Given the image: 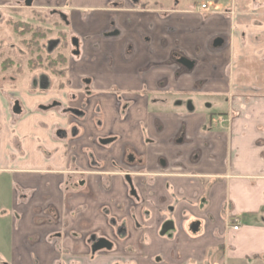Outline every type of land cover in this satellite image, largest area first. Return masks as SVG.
<instances>
[{
  "label": "crops",
  "instance_id": "crops-1",
  "mask_svg": "<svg viewBox=\"0 0 264 264\" xmlns=\"http://www.w3.org/2000/svg\"><path fill=\"white\" fill-rule=\"evenodd\" d=\"M30 1L68 16L76 97L44 77L0 90V264H264V71L229 72L264 66V0ZM252 21L262 41L239 34Z\"/></svg>",
  "mask_w": 264,
  "mask_h": 264
},
{
  "label": "rangeland",
  "instance_id": "rangeland-1",
  "mask_svg": "<svg viewBox=\"0 0 264 264\" xmlns=\"http://www.w3.org/2000/svg\"><path fill=\"white\" fill-rule=\"evenodd\" d=\"M256 10L257 9L252 8V9H249L247 13H249V15H252L256 12ZM212 11L216 12L217 10L213 8ZM220 13L222 16L227 17L232 21H234V19L236 17H238V15L236 14V11L233 9L232 6H231V8L229 7L228 10H226V9L220 10ZM31 17H32V14H30V12L28 10H25V9L18 10L16 12L7 11V9L0 10V90L3 91V93H5L7 95V91H8L7 89H9L12 86V85H10V82L8 79L10 76H12L13 78H17L18 84H20L19 86L23 87V86H27L29 79H33L34 77L38 78L40 74H44L52 80V85L54 87H56L59 82L62 83L63 87H64L63 91H65V92H67V94H69L68 90H67V84L65 83V77L62 76L61 74H59L60 76H58L55 73H50L46 68H37L36 70H32L29 67H27L28 56H27L25 46L20 42L21 37L14 34V32L11 30L10 26L7 25L6 21L8 18H10L12 20H25V19H27L30 22H36L37 21L35 19L31 21V19L37 18V17H32V18ZM253 21L249 22V24H247L249 28L245 26L246 30H243L241 27L242 32L241 33L239 32V34L246 33V35H250L252 33L253 34V37H252L253 40H257V41L261 40L262 41L263 37L262 36H261L262 38L259 37V31L256 30L259 27H256L255 22H253ZM252 24H253V26H252ZM258 24H259V22H258ZM47 25H45V26H47ZM52 28H54V27H52ZM55 29H57V27ZM255 30H256V32H255ZM255 33L257 34L256 36H254ZM24 37H28V35H24ZM246 40H247V38H246ZM246 40L243 39L242 37H240V43L244 47L248 46L247 44H249V45L253 44L252 42L250 43V41H248L246 43L245 42ZM252 48L254 49V46H251L249 49H252ZM7 58H9L13 61L12 64H7V62H5V60ZM237 59H241V61H238ZM256 59L260 60L261 55L258 54V58H256ZM251 60L252 59H251L250 55L248 58L241 57V55L235 56V58L232 57L231 62H230V67H229L230 76L233 74V72L235 70L237 71V75L240 72L247 73L246 74L247 79L249 77L248 82L250 83V81L251 82L255 81L259 85L261 83V81L259 80V75H260L259 73L261 71H264V70H261L262 68H264V66L260 67L259 64L253 63V61H251ZM250 62H251V64L253 63V66H250L251 65ZM56 66H60V65H56ZM257 66H259V67H257ZM259 68H261V69H259ZM253 71H254V73H253ZM243 77H244L243 74L242 75L240 74L237 76L238 80H241V78H243ZM19 86H17V87H19Z\"/></svg>",
  "mask_w": 264,
  "mask_h": 264
},
{
  "label": "flooded vegetation",
  "instance_id": "flooded-vegetation-1",
  "mask_svg": "<svg viewBox=\"0 0 264 264\" xmlns=\"http://www.w3.org/2000/svg\"><path fill=\"white\" fill-rule=\"evenodd\" d=\"M27 1H29V3H30L29 5L27 4ZM27 1H25V4L23 5V9L28 10L30 12V14H32V17H35L34 14L32 13L33 11L39 12V13H42V14L43 13H47L50 16L51 21H47L46 23L43 22L44 25H47L48 24L50 26V24L55 23L57 29H59L61 26H60V24L58 22H61L63 24V26H64V30L68 32V35L66 37V42L62 44V47L61 48H58L59 47V42H60V39L58 37H51V38L47 39V41L45 40V42L44 41H41V43L43 44V46L46 47V50H47L48 53H51L52 54V53H57V52H63L66 55V62L64 63V65L63 64L62 65L59 64L60 66H55V67H52V68L47 69L50 73H55L58 76H60L59 74L62 73L61 75L65 77L66 68H67V61H68L69 57H77L79 55V53H80V51H79V41H78V38L76 36H74L73 33H72L68 16H67V14L64 11H59V10H46V9H33V8H31V1L30 0H27ZM125 1L129 5L133 6V4L136 3L138 0H125ZM112 3L115 4L116 6L119 5L117 1H114ZM197 8H198V6H197ZM18 10H22V9H9V11H11V12H16ZM34 19L37 20V21L36 22H30L27 19H25V20H14V21H26V22H30V23H34V24H40V23H42V20H40L38 18H33V19H31V21L34 20ZM8 20H12V19L8 18L7 21ZM7 25L10 26V28L12 30L11 25L8 24V23H7ZM52 27H54V26H52ZM106 35L107 36H112V37L117 36V35H119V30H117V29L111 30L110 32L106 33ZM73 38L77 39V47H75L74 45H72L71 40ZM76 51H77V54H74V52H76ZM184 67H186V66H184ZM36 69L37 68L32 69V70H36ZM187 69H189V68H187ZM39 77H42V78L44 77L46 79V81H44V82H47L46 83V86H48V83H49L48 82V78L49 77L46 76V75H44V74H40ZM39 85L41 86V84H39ZM42 85L45 86V84L43 82H42ZM55 88H57L58 90H63L64 89L62 83L57 84V86ZM67 90H69V89L67 88ZM114 92H116V91H114ZM68 96L71 99H75L76 94L75 93H70V91H69ZM12 105H14V110L15 111H18L17 110V107H16V104H15L14 101H13ZM119 106L120 107H123V104H120ZM83 112L84 111L81 110V109H73V108H67V109L64 108V109H61L60 110V113L61 114H70V116L73 117V118L80 117L83 114ZM229 115H230V113H225V114H222V115H216L217 116L216 117L217 118L216 119V124L219 125L218 124V120L221 119V118H223L225 120L229 119ZM230 118H231V116H230ZM226 124H228V123H225V125ZM221 126L224 127L223 125H221ZM124 176H126L127 177V180L130 182V173L125 172L124 173ZM105 213L107 214L108 212L105 211ZM111 223H114V220H111Z\"/></svg>",
  "mask_w": 264,
  "mask_h": 264
},
{
  "label": "trees",
  "instance_id": "trees-1",
  "mask_svg": "<svg viewBox=\"0 0 264 264\" xmlns=\"http://www.w3.org/2000/svg\"><path fill=\"white\" fill-rule=\"evenodd\" d=\"M32 13L35 17L42 20V23L34 24L26 21L14 20L6 21L11 25L13 32L21 37L20 42L25 46L27 51V66L30 69H49L59 64L64 65L66 62V55L63 52L48 53L41 41H47V39L51 37H58L60 39L58 48H61L62 44L66 42L68 32L64 30V26L61 22H58L61 26L59 29H55V23L50 24V26H45L43 22L46 23L47 21H51L47 13L42 14L35 11ZM51 26H54V28ZM24 35H28V37H24ZM5 62L11 64L13 61L7 58Z\"/></svg>",
  "mask_w": 264,
  "mask_h": 264
},
{
  "label": "water",
  "instance_id": "water-1",
  "mask_svg": "<svg viewBox=\"0 0 264 264\" xmlns=\"http://www.w3.org/2000/svg\"><path fill=\"white\" fill-rule=\"evenodd\" d=\"M27 4L29 5V1H27ZM72 42V45H74L75 47H77V39L73 38L71 40ZM222 43V40L221 39H216L214 41V45L217 46V45H220ZM74 54H77V51L74 52ZM180 64L186 66L187 68H192V62H190L189 60L185 59V58H182L178 61ZM111 247V243L103 238H100V239H97L96 241H94V243L92 244L91 246V250L92 252H96V251H99V250H102V249H110Z\"/></svg>",
  "mask_w": 264,
  "mask_h": 264
},
{
  "label": "built area",
  "instance_id": "built-area-1",
  "mask_svg": "<svg viewBox=\"0 0 264 264\" xmlns=\"http://www.w3.org/2000/svg\"><path fill=\"white\" fill-rule=\"evenodd\" d=\"M198 8L200 9V10H204V11H206V12H213L212 11V9L208 6V5H206L205 3H201L199 6H198ZM228 120L229 119H227V120H225V119H223V118H221V119H219L218 120V124L219 125H225V123H228ZM230 228L232 229V230H234V231H237L238 230V228H239V220H238V218H232L231 219V225H230Z\"/></svg>",
  "mask_w": 264,
  "mask_h": 264
}]
</instances>
